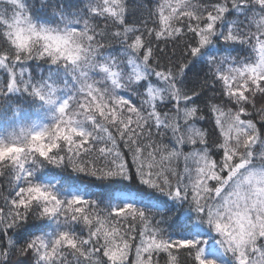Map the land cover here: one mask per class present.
Masks as SVG:
<instances>
[{
	"label": "snow or ice",
	"instance_id": "6c2138e0",
	"mask_svg": "<svg viewBox=\"0 0 264 264\" xmlns=\"http://www.w3.org/2000/svg\"><path fill=\"white\" fill-rule=\"evenodd\" d=\"M0 264H264V0H0Z\"/></svg>",
	"mask_w": 264,
	"mask_h": 264
}]
</instances>
